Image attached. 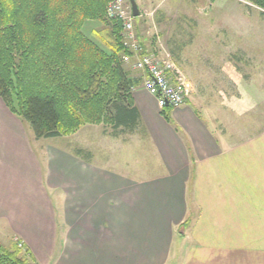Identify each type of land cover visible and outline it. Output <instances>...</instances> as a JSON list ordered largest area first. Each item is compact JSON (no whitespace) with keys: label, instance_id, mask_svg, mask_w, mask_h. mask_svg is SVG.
I'll return each instance as SVG.
<instances>
[{"label":"crops","instance_id":"0c3cea01","mask_svg":"<svg viewBox=\"0 0 264 264\" xmlns=\"http://www.w3.org/2000/svg\"><path fill=\"white\" fill-rule=\"evenodd\" d=\"M135 28L144 53L176 63ZM124 64L140 125L103 137H133L142 162L87 141L101 124L78 131L75 151L39 153L28 123L0 98V242L22 244L38 264H264V130L235 138L192 96L163 112L142 87L145 71Z\"/></svg>","mask_w":264,"mask_h":264},{"label":"trees","instance_id":"16d2710c","mask_svg":"<svg viewBox=\"0 0 264 264\" xmlns=\"http://www.w3.org/2000/svg\"><path fill=\"white\" fill-rule=\"evenodd\" d=\"M110 1L0 0V98L37 139L87 124L109 126L115 137L139 127L123 25L108 18ZM246 1L264 16V0ZM88 23L93 38L84 32ZM0 264L38 262L20 243L0 242Z\"/></svg>","mask_w":264,"mask_h":264},{"label":"rangeland","instance_id":"374dc122","mask_svg":"<svg viewBox=\"0 0 264 264\" xmlns=\"http://www.w3.org/2000/svg\"><path fill=\"white\" fill-rule=\"evenodd\" d=\"M136 2L141 15L135 17V26L143 25L150 38L153 36L162 42L160 51L171 53L185 81L190 84L189 96L195 99L203 112L214 122L223 120V128L235 138L240 135L242 141L263 131V9L246 0ZM91 25H85L84 32L93 38ZM158 56L165 58L164 54ZM27 127L32 132L28 124ZM105 128L110 127L101 125L97 130L88 131L87 135L93 137L87 141L91 140L94 145L96 142L99 150L106 154L115 150L112 157L120 162L121 156L127 158L128 153L134 160L143 161L144 149L135 142L136 139L124 135L119 141L109 140L103 137ZM78 131L61 137L41 138L34 141V146L39 153L46 145L69 147L75 151L79 142ZM81 153L83 157L99 163L104 161L99 155L92 157L88 151ZM116 169L128 171L117 166Z\"/></svg>","mask_w":264,"mask_h":264},{"label":"built area","instance_id":"2783aa9c","mask_svg":"<svg viewBox=\"0 0 264 264\" xmlns=\"http://www.w3.org/2000/svg\"><path fill=\"white\" fill-rule=\"evenodd\" d=\"M106 11L108 18L119 20L123 25V43L128 50L122 56L123 62L146 73L142 87L156 95L162 106L166 102L173 108L182 106L190 95V84L170 58L144 53L136 32L130 0H111Z\"/></svg>","mask_w":264,"mask_h":264},{"label":"water","instance_id":"95a60500","mask_svg":"<svg viewBox=\"0 0 264 264\" xmlns=\"http://www.w3.org/2000/svg\"><path fill=\"white\" fill-rule=\"evenodd\" d=\"M131 6H132V11H133V15L135 17H138L141 15L140 9L138 7V4L136 2V0H130ZM166 106L170 107V104L168 102H166Z\"/></svg>","mask_w":264,"mask_h":264}]
</instances>
